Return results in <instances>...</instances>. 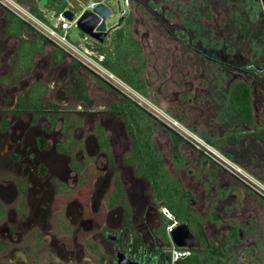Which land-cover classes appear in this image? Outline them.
Masks as SVG:
<instances>
[{
    "label": "flooded vegetation",
    "instance_id": "af4514ba",
    "mask_svg": "<svg viewBox=\"0 0 264 264\" xmlns=\"http://www.w3.org/2000/svg\"><path fill=\"white\" fill-rule=\"evenodd\" d=\"M1 1L0 264L170 261L173 243L165 229L164 206L154 199L149 181L138 176L137 166L129 161L134 144L127 120L120 113L125 97L147 114L140 127H150L145 132L157 148L166 177L170 176L167 180L179 185L180 212L175 215L168 210L176 226L187 224L194 236L195 245L185 247L190 250L187 257L198 255L205 264H216L217 260L223 264H264V2L211 0L214 19L217 17L214 29L208 31L212 37L207 39L199 33L195 46H191L192 37L186 34L179 14V25H173L175 13L171 9H154L152 18L158 21L162 15L159 23L172 25L165 26L167 33L186 39L210 68L204 75L207 79L202 76L195 83L190 81L192 76L185 80L179 75L183 70L169 63L172 57L168 56L165 63L164 57L155 60L160 87L157 99L152 100L149 90L153 83L142 75L144 63L127 61L141 58L143 48L134 37L137 21L130 3L117 5L119 20L102 42H96L104 44L113 30L131 18L127 28L139 53L114 47L113 58L131 67L137 88L102 63L104 54H99L104 69L101 73L85 68L79 60L82 68L72 70L73 57L69 55L53 63L52 47L46 53L47 46L42 52L32 53L29 66L24 67L25 54L19 51L21 40L6 28L7 13L34 29L20 12L38 18L31 10L41 8L46 0H12L16 4L12 8ZM147 6L150 12L153 5ZM181 9L178 5L176 11ZM219 14L224 15L222 19H218ZM147 21L153 23L150 18ZM214 34L223 37L215 40ZM30 35L21 31L23 40ZM227 35H232L233 40L228 42ZM192 64L195 67L198 62ZM175 70L179 71L176 75ZM90 78L120 98L102 96L109 92L104 86L94 87ZM79 79H83L82 85ZM37 84L43 86V92L36 97L33 86ZM153 107L174 117L175 123H165L152 111ZM208 119L216 124L210 129L218 133L216 137L197 131V124ZM170 130L181 139L177 155ZM186 132L208 143L217 156L195 147ZM156 133L164 136L160 143ZM165 140L169 163L160 155V144ZM184 144L197 155L195 161L199 164L193 170L182 165L186 160ZM207 161L209 167L205 165ZM189 182L199 183L203 194L187 206L189 187L182 192L180 184ZM232 183H243L257 194L255 199L249 194L239 198ZM186 211L192 218L179 220V214Z\"/></svg>",
    "mask_w": 264,
    "mask_h": 264
},
{
    "label": "rangeland",
    "instance_id": "374dc122",
    "mask_svg": "<svg viewBox=\"0 0 264 264\" xmlns=\"http://www.w3.org/2000/svg\"><path fill=\"white\" fill-rule=\"evenodd\" d=\"M209 1H210V4H209L208 0H146V1L144 0V2H143V0H138V1L130 0L129 1V3L131 4L130 7L132 10V16L137 21L134 24V29L137 32L136 34H134V37L137 40H139V42L141 44H143V46H142L143 48H142V57L141 58H137V59H135V61H134V58H129L127 61L130 63H133V64H140L141 62L144 63L145 69H144L142 75L145 78L152 79L151 82L153 83V88H151V90H149V93H152V96H151L152 100L157 99V94H158L157 89H159V87H160L159 86L160 79L157 77L158 75L157 76L155 75L156 70L153 66L154 65L153 62L155 60H160L162 57H164V63L167 61L168 56L172 57L173 61H170L169 63L173 62L176 65L178 64V66H179L178 68H181L183 70V72H180V73L178 70H175L174 74L176 75L177 73H179V75L182 76L183 79H185V80L189 79L191 76L192 77H191L190 81L195 82V83H197L198 79H201L202 76L204 77V78H202L203 80L207 79L204 75H206L208 73V70L210 68L209 67L210 64H208L207 60H204L202 57H199V53H197V51L192 49L191 46H195L196 41L198 40L197 38H198L199 33L201 35L207 36L206 37L207 39L208 38L211 39V37H212V35H210L208 33V31H210V33H211L212 30L214 29V27H215L214 21L217 17L214 19V16H213L214 7L211 5V0H209ZM117 2H119L120 5H123L124 0H113L110 3V5L112 7V14L110 16H108L106 19V25L108 28L115 25L120 18V14L117 10ZM140 2H143V3H140ZM230 4L231 3H229L228 5H230ZM147 5H150V7L153 5V7L150 8L152 12L151 11L149 12V9L146 10V8L148 7ZM178 5H180V7L182 9L176 11ZM159 6L167 7L175 13L174 14L175 15V21H174L173 25H179V23H177V14H179V17L182 19L183 23L186 26L185 27L186 34L188 36L192 37V40H193L192 43L193 44H191V46L189 44H187L186 39H181L179 37L175 38L174 36H172L171 33H167V31L165 30L166 29L165 26L170 27L172 25H170L168 23H165V25H161L159 22H162L161 21L163 19L162 15L159 14L158 21H157V18H155L154 16L152 18V14L154 13L153 10L154 9L159 10L158 9ZM217 10H219V8ZM164 16H167V15L165 14ZM218 16H219L218 19L219 18L222 19L224 15L219 14ZM148 18H150L153 21V23L149 22L150 23L149 24L147 21ZM227 18H231V17L228 16ZM53 21H54V18L52 19V22ZM157 22H158V25H157ZM148 26L151 29H149ZM172 32H174V31H172ZM83 36L84 35L77 29L75 24H72L70 29H69L70 39L71 40H78V39L82 38ZM214 36H215V34H214ZM220 37H223V36H219V37L215 36V38H216L215 40H218V38H220ZM226 39L228 42L232 41L233 36L227 35ZM226 39L224 37L225 41H226ZM49 49H50V46H47L45 48V52L47 53L49 51ZM151 51H153L155 54H151L150 53ZM195 60H196V62H198V64L194 67L192 63H194ZM193 68H195L194 71H192ZM190 72H192V74L189 75ZM83 73H84V75H87L86 77H88V73L85 72V70H83ZM195 76H197V77L195 78ZM89 82H90V84H93L94 87L104 86V88L109 93L103 91L105 93H103L102 96H105L106 94H108L107 95L108 99L112 98V99L118 100V98H120V96L115 94V92L109 91L107 89V87H105V85L100 84L99 82L97 83V82H95V80H92L91 78H90ZM201 105L206 106V104L203 102L201 103ZM152 111L158 117H160V118L163 117L164 119L163 118H161V119H163L165 121V123L171 125L172 121L174 122V117L169 116L162 109L158 110L155 107H153ZM206 112H208V111H206ZM166 118L168 119V121ZM214 125H216V124L209 121V119L205 120V121L197 124V131L204 134V135H211L213 137H216L215 135L216 134L218 135L217 132H214V133L210 132L211 127H213ZM159 127H156L155 130H158ZM161 132L164 133L165 131L162 130ZM156 134L157 135H155V138H158V141L160 143V141L164 138V136L161 135L158 137V133H156ZM167 144L168 143L166 142V140L160 144V148H161L160 155L165 157V158L167 157L166 159H167V162L169 163L171 161H170L169 154H168L169 153V150H168L169 147L167 146ZM183 153L186 154L185 155L186 160L182 163V165L183 166L185 165V168L188 170H193V168L195 166L197 168L198 167L197 164H199L195 161V157L197 155L194 152V150L191 148L190 145H188V144L183 145ZM205 165H206V167H209V165H211L210 161H207ZM172 167H174V166H172ZM176 169H178V168L176 167ZM169 170L172 171L170 166H169ZM184 175L186 177H188L186 175V173ZM171 176H172V174H171ZM179 176H180V174H179ZM167 178L170 180V176ZM232 184H233L232 190L236 195H238L239 198H242L246 194H249L252 198H254L257 195L256 193L252 192V190H250V188L249 189L246 188L243 183H232ZM180 185L183 186L182 192H183V190L187 189V187H189V190H186V191H189L188 192L189 197H187V200H186L187 206L191 205V201L195 202L194 200L197 199V195H200V193H202V189H201V187H199V183H190L189 182V183H181ZM210 185L212 188V184H210ZM210 185H208V186H210ZM184 202L185 201H183V203ZM198 206H199V202L195 203V207L198 208ZM206 212H208V211H206V209H204L203 213L205 214Z\"/></svg>",
    "mask_w": 264,
    "mask_h": 264
},
{
    "label": "trees",
    "instance_id": "16d2710c",
    "mask_svg": "<svg viewBox=\"0 0 264 264\" xmlns=\"http://www.w3.org/2000/svg\"><path fill=\"white\" fill-rule=\"evenodd\" d=\"M18 1L22 2L25 0ZM27 1L29 2V0ZM92 1H103L111 7L110 3L113 0ZM87 2L88 0H46L41 8L32 9L31 11L40 20L47 22L46 16L49 12L57 13L61 10L69 8L77 14L82 9L81 4H86ZM7 15L8 17L6 28L8 32L20 38L22 43L19 51L25 54V59L23 61L24 67L29 66V58L32 53L42 52L46 46L52 47L53 63H58L63 58L68 57L67 53H65L63 49L52 44L43 34L31 28L22 19H20L11 12H8ZM130 21L131 18L128 17L119 29H117L116 31L113 30L109 34V38L104 44H99L98 42L92 41L91 39L87 38V45L95 51L97 56L99 54H104L105 59L104 61H102V63L111 72L115 73L120 79L125 81L127 84H130L134 88H137L138 84L133 81L135 73H132L131 67H129L123 62H120L118 59L113 58L114 47L125 48V50L129 53L130 50L135 51V54L139 53V49H135V46H138L137 42L129 34V30L127 28L128 23ZM22 30H25L26 32H31V37H29L28 40L22 39ZM83 37H85V35ZM70 60L72 70H75L77 67L82 68L81 63L77 59L72 58ZM79 83L82 85L83 79H79ZM33 92H35V96L37 97L38 94H41L43 92V86L41 84L33 86ZM36 97L34 99H36ZM82 97L84 98L85 95H82ZM125 100L126 103L120 105V113L127 120L129 132L132 136L134 144V154L129 161L130 163H133L137 166L136 174L138 176L146 178L149 181L154 199L156 201L161 202L162 206L166 207L171 212L175 213V215H177L180 212V206L178 201V197L180 194V189L178 188L179 185L178 183H174L167 180L165 170L163 169V161L157 155V148L149 141L147 136L148 134H146V132L150 131V127L147 125H145V127L143 128V125L140 127V121L142 122L146 118L147 114L136 104L134 105V103H132L130 99L125 97ZM170 135L173 139L174 154L177 155V144L181 142V139L175 134L173 130H170ZM190 215V212L186 211L184 215L179 214L178 219L181 221H185L187 219L192 218V216ZM164 219L166 218L164 217ZM166 220V224L171 222V220L169 219ZM204 262L205 260L202 257L198 255H192L186 258L178 259L174 264H205ZM215 263L223 264L220 260H217ZM165 264H171V262L168 260L167 262H165Z\"/></svg>",
    "mask_w": 264,
    "mask_h": 264
},
{
    "label": "built area",
    "instance_id": "2783aa9c",
    "mask_svg": "<svg viewBox=\"0 0 264 264\" xmlns=\"http://www.w3.org/2000/svg\"><path fill=\"white\" fill-rule=\"evenodd\" d=\"M1 2L6 3L11 8L16 5L12 0H3ZM97 3L98 2L95 1H88L86 4H81L82 9L79 13L76 14V17L73 21H68L62 16L63 10L57 13L52 12L47 22L38 18L31 17L27 12H20V15L22 18L30 20L32 26L36 31L43 34L52 44L63 49V51L67 53V55L79 60L85 68H89L93 71L101 73L104 71L99 61L102 57L99 55L97 56L95 51L87 45V38L89 37L85 36L78 40H71L69 37V29L72 24H75V21L79 17V15H81L83 11L87 9H93V7ZM128 3L129 0H124L123 5L127 6ZM17 12L19 14V11ZM53 18L54 21L52 22ZM187 138L191 140L195 147L203 150L207 154H213L217 156L214 148H212L208 143H206L199 137L192 135L191 133H187ZM162 213L166 219L171 220V222L168 223L165 227L166 232L170 236V233L176 227L177 221L172 217L171 212L167 208L163 207ZM172 245L173 246L170 250L171 264H174L178 259L185 258L190 254V250L188 248H180L175 246L174 244Z\"/></svg>",
    "mask_w": 264,
    "mask_h": 264
},
{
    "label": "water",
    "instance_id": "95a60500",
    "mask_svg": "<svg viewBox=\"0 0 264 264\" xmlns=\"http://www.w3.org/2000/svg\"><path fill=\"white\" fill-rule=\"evenodd\" d=\"M264 2V0H262ZM117 5L118 2H117ZM52 12L46 16L48 20ZM112 14V8L104 2H98L93 9L83 11L76 19L75 26L85 36L102 42L106 37L109 28L106 25V19ZM62 16L68 20L73 21L76 13L69 8L62 11ZM172 243L177 247H193L195 245L194 236L190 232L188 225L185 223L176 226L170 233ZM122 264V263H120Z\"/></svg>",
    "mask_w": 264,
    "mask_h": 264
},
{
    "label": "crops",
    "instance_id": "0c3cea01",
    "mask_svg": "<svg viewBox=\"0 0 264 264\" xmlns=\"http://www.w3.org/2000/svg\"><path fill=\"white\" fill-rule=\"evenodd\" d=\"M84 1H87V0H84ZM88 1H92V0H88Z\"/></svg>",
    "mask_w": 264,
    "mask_h": 264
},
{
    "label": "clouds",
    "instance_id": "9594fccd",
    "mask_svg": "<svg viewBox=\"0 0 264 264\" xmlns=\"http://www.w3.org/2000/svg\"><path fill=\"white\" fill-rule=\"evenodd\" d=\"M118 4H119V2H118Z\"/></svg>",
    "mask_w": 264,
    "mask_h": 264
}]
</instances>
